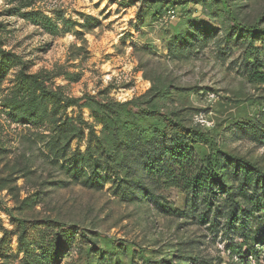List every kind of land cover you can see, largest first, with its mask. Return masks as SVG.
<instances>
[{
	"label": "rangeland",
	"instance_id": "rangeland-1",
	"mask_svg": "<svg viewBox=\"0 0 264 264\" xmlns=\"http://www.w3.org/2000/svg\"><path fill=\"white\" fill-rule=\"evenodd\" d=\"M188 129L264 172V0H0V264H264V200L203 221Z\"/></svg>",
	"mask_w": 264,
	"mask_h": 264
},
{
	"label": "trees",
	"instance_id": "trees-1",
	"mask_svg": "<svg viewBox=\"0 0 264 264\" xmlns=\"http://www.w3.org/2000/svg\"><path fill=\"white\" fill-rule=\"evenodd\" d=\"M229 13L233 14V11L229 9ZM43 21H46L45 24L50 25L52 20L50 18L40 16ZM253 32V30H252ZM161 123H163L165 129L176 128L181 126V122L170 117L167 114H159ZM187 135H194L201 140L208 141L210 143V148L200 156L191 155L194 153L192 151L188 152V148H173L172 153L177 157L185 156L182 164H179L181 167V174L179 171V177L183 178L188 183V187H198L204 188L207 192L212 193L213 196L207 194L205 199L207 200L206 210L202 212L203 221H209L210 214L212 213L213 208L217 212V208H220L217 204L218 197L217 193L219 192L218 185H222L223 192L225 193V198H230L231 202L229 203V210L227 213L228 219H231V223H234L236 220L241 218L247 223L248 215L254 213V208L264 200V197L260 193L263 191L264 184H259L261 180L264 181V172L261 168L256 166L251 161L235 156L231 153L226 152L225 149L218 147L217 142L214 137L211 136L209 132H205L196 129H188ZM187 151V152H186ZM181 165V166H180ZM233 166H236L235 170L231 169ZM164 167L161 169V173L168 174L169 176L174 171L170 169L166 170ZM166 170V171H165ZM178 171V170H177ZM236 173L237 178H242L239 185L241 189L238 191V195L244 198V202L238 200L235 196L236 193L232 190V187H226L227 181L226 176ZM176 174H173V178ZM177 178L176 176L174 177ZM181 179V178H180ZM179 179V181H180ZM252 183H256L255 185ZM252 184L251 194L245 190L247 185ZM262 185V186H261ZM222 192V191H221ZM228 197V198H227ZM224 199V198H222ZM252 201V205L247 209V202ZM240 208H244L243 211ZM246 211V212H244ZM218 219L217 216L214 218L212 227H216ZM232 225V224H231ZM242 248H240L239 252Z\"/></svg>",
	"mask_w": 264,
	"mask_h": 264
}]
</instances>
